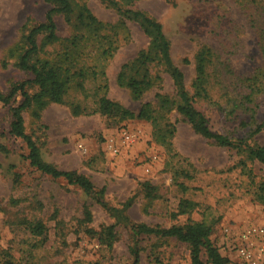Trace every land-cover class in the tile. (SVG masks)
<instances>
[{"label":"rangeland","instance_id":"374dc122","mask_svg":"<svg viewBox=\"0 0 264 264\" xmlns=\"http://www.w3.org/2000/svg\"><path fill=\"white\" fill-rule=\"evenodd\" d=\"M75 1L85 3L98 20L110 26L121 19L102 0ZM129 1L119 2L161 24L170 42L172 60L182 71L190 94L195 76L194 57L201 48L210 49V100L196 98L194 105L206 117L211 131L243 138L249 133V126L243 123L264 121V0ZM48 8L44 0H0L1 92L6 93L13 83L32 78L16 66L11 48L19 43L22 26L27 24L30 28L41 23ZM54 22L60 41L46 44L39 57L55 61L65 47L70 55L65 64L70 66L75 54L71 56L64 39L71 38L75 29L61 15L54 16ZM114 38L117 49L108 60L95 54L77 59L78 63L100 62L103 66L104 77L98 75L93 79L90 75L85 86L91 88L95 80V85L102 84L105 78L107 97L124 108L137 113L146 102L156 107V86L134 100L116 80L121 66L148 46L147 36L138 23L124 20ZM41 39L38 36L37 42ZM76 65L77 69L79 64ZM149 67L153 76L159 74L162 92L173 97L170 76L160 66ZM251 78L259 80L261 89L252 96L249 110H238L226 117L217 103L224 106L231 96L249 93L251 83L246 79ZM28 91L34 93L36 87ZM20 100L17 96L15 104ZM73 103L89 107L91 99L84 100L71 83L65 103L50 104L40 119L31 116L30 111L23 112L26 132L39 146L44 162L58 170L76 171L87 177L96 190L104 187L103 200L109 206L120 207L131 198L127 215L132 223L169 227L189 220L204 222L211 227L209 240L221 255L232 264H248L238 255L236 241L229 231L264 226V208L256 197L264 165L248 161L247 168L252 173L249 176L239 164L246 153L204 139L174 111L159 122L161 127L166 121L174 123L175 132L168 143L157 139V128L150 121L99 113L73 116ZM10 120L8 107L0 102V264H5L6 259L12 264H130V229L115 223L94 195L31 167L25 144L9 133ZM124 132L131 135L130 141H124ZM109 139L116 152L111 150ZM254 141L264 145V129ZM144 182L154 187V197L146 196L141 187ZM184 199L197 203V208L173 217ZM84 205L92 214L89 224L80 222ZM26 221H42L46 233L33 236ZM112 224L119 238L110 249L85 232L86 227L99 230ZM138 245L140 264H190L188 246L174 238L144 235ZM201 258L204 264H210L204 251Z\"/></svg>","mask_w":264,"mask_h":264},{"label":"trees","instance_id":"16d2710c","mask_svg":"<svg viewBox=\"0 0 264 264\" xmlns=\"http://www.w3.org/2000/svg\"><path fill=\"white\" fill-rule=\"evenodd\" d=\"M49 8L45 13L44 20L30 28L27 24L22 26V35L16 47L11 48V54L16 59V66L31 74L32 78L13 83L6 93L0 91V102L8 107L10 113L9 133L22 140L27 149L26 159L29 165L41 174L52 179H64L70 185L81 188L84 192L95 196L97 204L107 211L115 223H123L130 229V243L128 252L131 257L130 264H140V247L138 245L141 236H155L158 238H174L185 243L189 249L190 264H204L201 253L204 251L210 264H232L230 260L221 255L219 249L214 246L209 235L211 227L204 222L189 220L183 225H171L162 227L159 225H146L144 223H132L127 215L132 199L123 202L120 207L109 206L104 200L105 188L96 190L94 184L85 176L76 171L58 170L52 165L44 162L41 158L39 146L26 132L23 112L30 111L31 116L40 119L42 111L50 104H64L66 95L71 83L75 84L83 94L84 100L90 98L89 107L80 103L70 105L71 114L79 116L82 114L99 113L104 116H117L123 119H142L150 121L157 128L155 135L157 139L170 142L175 132L174 123L166 121L161 127L160 120L174 111L183 122L189 124L192 130L207 140H212L216 145L224 148L235 149L239 153H246L245 159L240 161L242 171L252 176L251 169L247 168V162L257 161L264 165V145L254 141V137L264 129V121L251 124L249 133L243 138H232L228 135L213 132L208 127L206 117L196 109L195 99L210 100V73L207 66L210 63L211 51L207 47L201 48L194 57L195 76L192 82L193 93L190 94L185 87L184 75L174 64L170 53V42L163 33L162 26L155 19L145 13L124 8L118 0H102L108 6L115 9L121 19L113 25H108L98 20L89 10L85 3L75 0H44ZM128 4L129 0H125ZM61 15L65 22L70 24L75 33L71 38L64 39L67 50L75 54V59L66 66L70 55L63 52L57 54V59L49 60L39 57L43 53V47L60 41L56 35L54 16ZM124 20H131L138 23L148 38V46L140 50L134 58L124 63L116 77L118 86L129 91L132 99L139 100L148 90L156 86L154 94L156 107L150 102L143 103L137 113L124 108L121 104L107 97V83L104 78L102 84L91 88L85 86L87 78L92 75L97 79L98 75L104 77L103 66L98 63H78L77 59L88 54H95L104 61L108 60L117 49V40L114 35L124 25ZM38 36H42L41 42H37ZM10 52V51H9ZM68 52V51H67ZM76 64H79L76 69ZM160 66L166 72L173 83L175 94L173 97L162 92L159 74L153 76L150 72V65ZM213 78L216 79L213 75ZM102 80V79H101ZM249 84V93L245 95L231 96L227 104L222 106L217 103L220 111L226 117H230L238 110H249V104L253 103V95L261 89V83L257 78L246 79ZM159 83V84H158ZM36 87V92L30 93L28 88ZM17 96L21 97L20 103L15 104ZM212 103V102H211ZM215 104V103H212ZM247 170V171H246ZM147 197H154V187L148 182L141 183ZM256 197L264 208V177L257 187ZM198 206L190 200H181L178 211L173 217L187 214ZM83 218L80 222L89 224L92 221V214L87 205L83 206ZM27 228L33 236H42L46 233V226L42 221H26ZM86 234L96 237L98 241L107 248H112L118 241V232L115 225L102 226L99 230L86 227ZM5 264H12L9 259Z\"/></svg>","mask_w":264,"mask_h":264},{"label":"built area","instance_id":"2783aa9c","mask_svg":"<svg viewBox=\"0 0 264 264\" xmlns=\"http://www.w3.org/2000/svg\"><path fill=\"white\" fill-rule=\"evenodd\" d=\"M122 136L126 142L132 139L131 135L126 132ZM108 142H111V150L116 152L117 148L113 144L112 139H109ZM229 234L236 241V251L244 261L248 264H264V226L243 230H230ZM254 243H257L256 254L253 252Z\"/></svg>","mask_w":264,"mask_h":264}]
</instances>
